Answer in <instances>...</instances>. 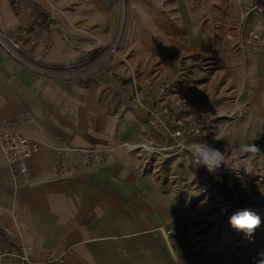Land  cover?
Wrapping results in <instances>:
<instances>
[{
  "label": "crops",
  "instance_id": "crops-1",
  "mask_svg": "<svg viewBox=\"0 0 264 264\" xmlns=\"http://www.w3.org/2000/svg\"><path fill=\"white\" fill-rule=\"evenodd\" d=\"M225 1L127 0L117 47L96 62L116 31L114 5L60 3L70 16L57 14L47 26L41 22V10H50L44 0L23 1L20 9L0 0V31L17 38L29 62L48 69L33 70L0 47V121H12L6 129L40 143L17 193L0 150L1 250L28 245L30 258L42 264H215L188 237L189 195L183 190L192 181L198 186L193 171L123 143L146 138L144 109L126 101L131 72L146 94L154 83L186 77L181 91L189 99L187 116L205 110L218 125L227 121L234 148L246 137L261 136L264 39L259 49L244 42L229 72L215 69L211 61L208 43L220 27ZM249 7V0H234V16ZM71 19L78 28L70 26ZM248 23L257 30L260 16H250ZM82 27L91 28L93 37ZM24 116L34 117L42 129ZM55 136L71 147L108 149L109 159L101 169L73 168L42 178L64 153ZM164 161L167 167H155ZM12 208L20 235L8 241L2 228H14ZM165 227L177 232L168 243ZM0 264L18 261L6 255Z\"/></svg>",
  "mask_w": 264,
  "mask_h": 264
},
{
  "label": "built area",
  "instance_id": "built-area-1",
  "mask_svg": "<svg viewBox=\"0 0 264 264\" xmlns=\"http://www.w3.org/2000/svg\"><path fill=\"white\" fill-rule=\"evenodd\" d=\"M23 1L26 0H10L15 9H20ZM44 1L48 4V8L49 6L52 9L56 8L50 0ZM249 1L250 7L239 18L233 14L234 0H226L221 7L220 27L214 31L208 43V49L212 53L211 61L215 69L229 72L231 61L244 42L255 49L258 48L259 33L254 29H248L246 24L252 15L264 18V0ZM55 19L56 16L51 9L49 11L41 10V22L47 26H52V20ZM0 47L16 59L29 65L31 69L47 72L48 69L29 62L19 52L20 45L16 37L0 31ZM103 57L102 54L95 61L97 62ZM116 78L119 83H125L122 77L117 76ZM184 79L186 77L170 83H154L150 93L146 94L140 84L131 76L129 80L131 87L126 91V101L131 106L144 109L141 125L145 130L146 138L138 144L125 142L123 146L132 151L144 152L147 156L157 159L172 160L187 165L193 171L200 192L212 199L219 215L227 216L241 205L242 200L263 179L264 162L249 153V171L246 173L241 169L239 176L223 166L217 173L212 174L205 167L198 166L193 162L188 149L193 144L205 142L202 138L211 133L214 117L205 110L196 115L187 116L189 99L181 91ZM115 115L120 116L119 113ZM22 118L28 123H35L37 130L42 129V124L36 122L34 117L24 116ZM11 124L10 120L0 121V150L7 165L12 169L13 186L17 193L19 187L28 179V160L40 151V143L37 138L6 129ZM55 139L61 143V150L64 153L43 171L42 178L50 174L57 175L73 168L101 169L109 159L108 149L71 147L58 136H55ZM211 145L223 152L225 164L231 166L235 149H224L215 144ZM10 216L14 228H2L8 241L12 240L15 233L20 235L17 213L14 208L11 209ZM161 231L167 243L177 233L173 227H165ZM29 249L30 246L22 243L10 251L0 249V259L8 255L16 259L18 264H42L30 258Z\"/></svg>",
  "mask_w": 264,
  "mask_h": 264
},
{
  "label": "rangeland",
  "instance_id": "rangeland-1",
  "mask_svg": "<svg viewBox=\"0 0 264 264\" xmlns=\"http://www.w3.org/2000/svg\"><path fill=\"white\" fill-rule=\"evenodd\" d=\"M56 8H49L55 15L60 14L64 17L70 14L60 6V3L67 6L82 0H50ZM105 4L114 5L116 7V31L111 41L106 42L100 55L105 58L110 52L115 50L118 41L122 35L124 26V16L127 0H100ZM45 2V1H44ZM247 0H245V3ZM46 3V2H45ZM48 6V4H46ZM259 18V15H256ZM260 16V27L256 26L257 30L247 21V28L254 29L259 33V49L262 46V39H264V25H262ZM67 21H69L67 19ZM263 21V20H262ZM72 23V24H71ZM70 26L74 29L78 28L77 23L71 19ZM263 28V29H262ZM262 29V30H261ZM91 28L82 31L92 36ZM214 33V32H213ZM264 45V44H263ZM255 49V48H254ZM99 55V56H100ZM102 58V59H103ZM101 60V59H100ZM99 60V61H100ZM136 79V74L131 72L130 77ZM131 79V78H130ZM202 111V110H201ZM200 112V111H199ZM214 132L202 138L207 143L218 145L224 149H235L231 144L233 138L228 135L226 126L227 121L217 124V119L214 117L212 122ZM264 126H262L263 133L258 139L252 141L260 152L250 153L253 157L264 162ZM219 138V140H218ZM161 161V159L159 160ZM168 162H157L155 167H167ZM170 164V163H169ZM185 185V184H184ZM189 195L186 198V204L189 211V219L186 223L188 229V237L193 245L198 249L200 255H203L207 260L215 264H256L258 259L257 253L264 251V177L259 181L254 188L244 198L241 205L230 212L227 216L218 214L217 209L212 199L204 194H201L199 187L192 181L190 187H184L183 190ZM250 210L261 218V225L255 230L251 239L247 238L244 233L233 229L229 223L231 215L239 210Z\"/></svg>",
  "mask_w": 264,
  "mask_h": 264
},
{
  "label": "clouds",
  "instance_id": "clouds-1",
  "mask_svg": "<svg viewBox=\"0 0 264 264\" xmlns=\"http://www.w3.org/2000/svg\"><path fill=\"white\" fill-rule=\"evenodd\" d=\"M258 138V136L246 137L244 143L236 146L231 166L225 164L223 152L207 142L193 144L188 151L191 153L193 162L205 167L209 173L215 174L223 166L239 176L241 169L246 173L249 171L248 154L260 152L258 147L251 143ZM229 223L233 229L244 233L247 238L251 239L255 230L261 225V218L252 211L244 209L231 215ZM257 257L256 264H264V251L257 253Z\"/></svg>",
  "mask_w": 264,
  "mask_h": 264
}]
</instances>
